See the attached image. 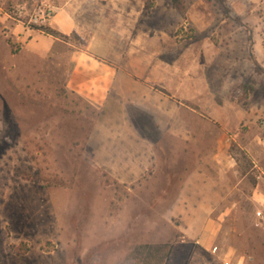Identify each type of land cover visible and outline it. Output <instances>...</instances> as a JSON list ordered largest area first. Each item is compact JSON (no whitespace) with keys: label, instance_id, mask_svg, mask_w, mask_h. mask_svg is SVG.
Instances as JSON below:
<instances>
[{"label":"rangeland","instance_id":"rangeland-1","mask_svg":"<svg viewBox=\"0 0 264 264\" xmlns=\"http://www.w3.org/2000/svg\"><path fill=\"white\" fill-rule=\"evenodd\" d=\"M81 54L131 82L96 104ZM167 251L264 264V0H0V264Z\"/></svg>","mask_w":264,"mask_h":264},{"label":"crops","instance_id":"crops-1","mask_svg":"<svg viewBox=\"0 0 264 264\" xmlns=\"http://www.w3.org/2000/svg\"><path fill=\"white\" fill-rule=\"evenodd\" d=\"M252 2H259L260 0H251ZM55 23H59L56 16ZM65 25V24H64ZM72 27V23L64 26L65 31H69ZM70 28V29H69ZM255 47L263 49L261 43L255 44ZM122 80H132L131 74H126L124 71H118L115 66L106 63L102 59L93 55H76L74 57V68L70 76L69 86L75 92L85 95V97L93 100L96 104H103L107 101L110 89H120L119 85ZM93 86H95L93 90ZM140 89L138 86L136 87ZM133 94L131 91H127L125 95L130 99L137 100V96L145 93L148 89H140V93ZM144 91V92H143ZM179 91V90H178ZM121 93V92H120ZM139 100V99H138ZM140 104V103H139ZM140 105H147L146 102H141ZM141 107V106H140ZM197 245H204L201 240L196 241ZM206 246V245H205ZM209 246V245H208Z\"/></svg>","mask_w":264,"mask_h":264},{"label":"built area","instance_id":"built-area-1","mask_svg":"<svg viewBox=\"0 0 264 264\" xmlns=\"http://www.w3.org/2000/svg\"><path fill=\"white\" fill-rule=\"evenodd\" d=\"M30 21L33 24H36V25H46L50 21V15L49 14H45V15H43L41 17L33 16V17H31ZM256 215H257V217L262 219L261 212H257ZM210 252L213 255H219L220 254V250H219V248L217 246H212L210 248ZM222 262H223V264H230V261L227 260L226 256L222 259Z\"/></svg>","mask_w":264,"mask_h":264},{"label":"trees","instance_id":"trees-1","mask_svg":"<svg viewBox=\"0 0 264 264\" xmlns=\"http://www.w3.org/2000/svg\"><path fill=\"white\" fill-rule=\"evenodd\" d=\"M173 1L176 2V1H178V0H173ZM51 33H53V32L49 31L48 34H51ZM135 251H136L137 253L139 252V253H142L143 255H146V259H147L148 257H152V253H154V254H156V255H159V251H160V249H158V248H151V247L145 245V246H143V247H139V248H137ZM168 254H169L168 251L165 252L164 254H162V256H161L160 258H158V262H157V264H163L164 261L166 260V258L168 257Z\"/></svg>","mask_w":264,"mask_h":264}]
</instances>
